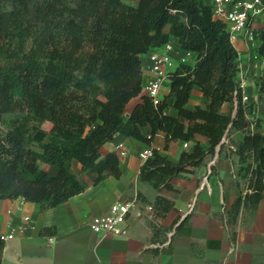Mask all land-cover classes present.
Wrapping results in <instances>:
<instances>
[{
    "label": "trees",
    "instance_id": "trees-1",
    "mask_svg": "<svg viewBox=\"0 0 264 264\" xmlns=\"http://www.w3.org/2000/svg\"><path fill=\"white\" fill-rule=\"evenodd\" d=\"M252 32L263 55L264 30ZM170 36L182 50L195 53L194 63L177 64L167 74L168 92L158 104L143 94L126 117L127 103L141 93L139 56ZM238 71V52L226 24L200 0H138L136 5L124 0H0V200L22 198L46 212L84 192L87 185L72 171L73 159L95 173L93 185L119 177L117 155L99 153L116 134L150 144L161 131L165 149L171 141L200 134L208 148L197 143L191 152L181 151L177 161L153 149L138 180L157 192L150 205L160 221L174 205L160 191H176L172 180L193 173L218 147V156L231 160L238 175L239 194L221 215L234 240L238 228L250 229L264 198V134L260 119L252 116L253 104L243 100ZM258 84L264 92V75ZM193 85L203 102L188 109ZM226 102L228 112L222 111ZM169 109L176 113L168 114ZM6 113L9 119L3 118ZM146 125L148 135L141 131ZM237 131L243 137L235 142ZM226 140L235 142V149ZM42 163L57 167V174L42 169ZM189 220L186 215L177 225L178 219L170 226L150 224L154 246L148 251L154 257L170 253L175 235H190ZM39 234L55 235L56 227L43 226ZM3 244L0 240V248ZM191 252L196 253L195 242Z\"/></svg>",
    "mask_w": 264,
    "mask_h": 264
},
{
    "label": "crops",
    "instance_id": "crops-1",
    "mask_svg": "<svg viewBox=\"0 0 264 264\" xmlns=\"http://www.w3.org/2000/svg\"><path fill=\"white\" fill-rule=\"evenodd\" d=\"M125 2L134 5L133 2ZM259 28L264 30V18L260 16L232 43L238 52L239 71L235 80L238 85L243 82L242 94L246 97L245 101L253 104L252 116L260 119L259 131L264 134V92H259L258 84L264 75V54L258 53L260 41L254 38L252 32ZM165 30L168 31V27ZM170 40L176 46L172 53L173 70L180 64L179 57L185 55L186 51L178 46L175 36H170ZM139 58L144 77L151 78L153 73L148 55L144 53ZM192 61H195V53L190 51L187 64L192 65ZM167 92L168 81L161 87L160 96ZM143 94L141 92L130 99L125 113L132 111ZM202 102L201 91L197 85H193L185 107L193 109ZM222 111H230L229 103L222 104ZM167 113L174 115L176 111L169 109ZM10 116L3 114L5 119ZM141 131L148 135L150 126L142 127ZM242 137L241 131L232 134L235 142ZM235 142H228L231 149H235ZM197 143L204 148L209 146L208 139L200 134L189 141H171L167 149L164 148V133L161 131L154 134L150 144L116 134L100 146L99 153L101 156L110 152L117 155L121 170L119 177L108 176L93 185L95 173L89 169L83 170L82 164L73 159L70 166L86 183L84 192L71 196L46 212H41L38 204L22 198L0 200V225L6 231L12 229L15 234L14 239L0 248L1 264H264V198L257 206L250 229L238 228L232 240L226 233L221 215L231 207L239 194L236 184L238 175L231 160L218 156V147L213 155L204 158L193 173L172 180L176 191H160V194L174 201L170 211L159 221L161 225L170 226L178 219L177 225L186 215L190 216V235H175L170 253L154 257L148 251L149 247L154 246L150 241V226L139 229L130 220L123 236L95 233L88 227L92 216L106 212L115 202L138 198L153 201L157 192L148 183L138 180L144 162L141 153L145 149H155L170 160L177 161L181 151L191 152ZM121 152L124 154L121 155ZM41 167L51 175L58 172L57 167L47 163H42ZM46 225L56 227V234L50 236V243L46 240L49 236L39 234ZM172 233H168V236ZM192 242H195V254L191 252Z\"/></svg>",
    "mask_w": 264,
    "mask_h": 264
},
{
    "label": "built area",
    "instance_id": "built-area-1",
    "mask_svg": "<svg viewBox=\"0 0 264 264\" xmlns=\"http://www.w3.org/2000/svg\"><path fill=\"white\" fill-rule=\"evenodd\" d=\"M203 4L210 6L213 18L223 21L229 33L231 42L237 39L243 32H246L256 17L264 18V0H200ZM176 50L175 44L169 40L162 46L147 53L150 62V70L153 73L151 78H145L143 73L141 92L152 99L154 105L161 99L160 89L167 83V74L174 66L172 53ZM190 58V51L179 57V62L187 64ZM177 61V62H178ZM242 87V83L239 85ZM246 97L243 96L245 101ZM124 152H121L123 155ZM153 155L150 149L141 153L145 161ZM135 199L113 203L109 209L91 217L88 227L92 232H105L112 235H126L127 224L131 220L132 209L135 206ZM27 220V219H26ZM15 238L13 230L6 231L0 225V240L5 243ZM47 242H52V237H47Z\"/></svg>",
    "mask_w": 264,
    "mask_h": 264
},
{
    "label": "rangeland",
    "instance_id": "rangeland-1",
    "mask_svg": "<svg viewBox=\"0 0 264 264\" xmlns=\"http://www.w3.org/2000/svg\"><path fill=\"white\" fill-rule=\"evenodd\" d=\"M127 2H133L134 5L138 3V0H125ZM192 64L194 61L191 62ZM243 84V82H242ZM8 117V116H5ZM152 201L148 199L142 200L136 199L135 206L132 209L131 223H135L138 225V228L142 229L146 226H150L152 223H159V221L154 217L153 209L150 205Z\"/></svg>",
    "mask_w": 264,
    "mask_h": 264
},
{
    "label": "water",
    "instance_id": "water-1",
    "mask_svg": "<svg viewBox=\"0 0 264 264\" xmlns=\"http://www.w3.org/2000/svg\"><path fill=\"white\" fill-rule=\"evenodd\" d=\"M125 116L127 117L128 116V113H125Z\"/></svg>",
    "mask_w": 264,
    "mask_h": 264
}]
</instances>
